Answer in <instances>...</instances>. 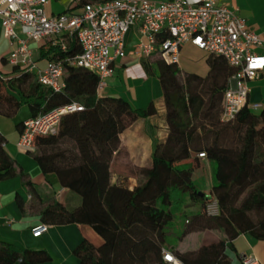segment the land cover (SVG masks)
Segmentation results:
<instances>
[{"label": "trees", "instance_id": "trees-1", "mask_svg": "<svg viewBox=\"0 0 264 264\" xmlns=\"http://www.w3.org/2000/svg\"><path fill=\"white\" fill-rule=\"evenodd\" d=\"M96 1L105 0L90 2ZM63 43L64 49L60 42H52L46 52L49 61L63 63L61 92L36 80L30 95L34 72L18 66H13L15 77L8 81L14 79L20 88L29 82L17 94L32 117L72 102L82 107L79 112L61 117L55 134L37 136L32 152L44 172H54L60 186L81 199L80 206L73 210L57 202L49 203L40 213L41 224L87 225L102 239L99 247L81 241L73 251L80 264H164L161 252L165 249L164 230L172 221L168 210L172 191L187 194L193 204L200 205V212L187 220L179 241L206 231L220 235L217 242L196 249L184 245L168 249L181 264H233L238 258L233 241L238 236L245 234L264 241V127L254 128V115L247 105L233 120L221 121L222 98L234 73L221 57L207 54L206 77L181 76L178 66L168 65L160 58L155 61L169 134L164 143L154 142L151 164L138 171L141 181L129 188L110 182V163L119 149L120 134L137 118L155 115L154 104L135 110L120 97L100 96L96 74L68 62L81 52L77 42L65 38ZM143 65L146 73H151L152 67ZM202 98H206L204 110L200 108ZM9 100H5L9 103L7 115L21 104L14 99L11 104ZM197 128L202 134L197 133ZM194 153L204 154L216 165L215 182L208 194L193 183L192 169L177 167ZM2 168L10 173L7 164ZM212 201L218 207L215 216L206 213V206ZM50 261L44 250L18 254L7 246L0 247V264Z\"/></svg>", "mask_w": 264, "mask_h": 264}, {"label": "crops", "instance_id": "crops-1", "mask_svg": "<svg viewBox=\"0 0 264 264\" xmlns=\"http://www.w3.org/2000/svg\"><path fill=\"white\" fill-rule=\"evenodd\" d=\"M90 1L48 0L45 12L49 17L66 13L79 15L82 14L85 4L92 3ZM221 3L235 10L237 16L245 20L250 30L264 35V0H221ZM17 32L19 37L25 39L20 30ZM55 41L54 38H45L39 42L29 41L30 60L35 66L34 74L30 78V95L33 93L32 85L36 82V71L46 67L49 61L46 56L48 46ZM140 42H145V39L139 35L136 27L130 28L124 37L125 56L115 59V73L106 80L104 88L99 92L103 97H120L135 110H145L151 103L156 110V114L151 117L137 118L119 136V149L114 154L109 167L110 182L118 185L127 184L129 188H133L141 181L138 171L151 164L154 142L164 143L169 134L163 89L154 68V63L159 57L154 54L149 59L137 58L134 51ZM11 51L12 48L4 37L0 21V77L2 78L0 81V247L7 246L18 254L27 250H44L51 257V261L46 264H80L73 251L81 241H89L94 246L102 242L93 234L89 226L81 224L48 226L47 231L38 237H34L31 232L41 224L40 213L49 203L57 202L66 209L73 210L80 206L81 199L74 192L62 188L54 172L42 170L33 157L34 149L26 150L17 146L22 123L32 118V115L28 106L24 101H20L17 94L19 91H24L23 88L29 82L22 84L20 88L14 79L11 83L8 81L15 77L12 73L13 66L8 62ZM185 53L199 54L202 57L206 65L203 74L181 71V60ZM207 57L206 53L190 44L182 46L178 64L181 76L192 74L206 77L209 72ZM144 63L152 67L151 73H146ZM228 82L229 79L227 86ZM25 91L28 93L29 88ZM6 99H10L11 104L14 103L13 99L21 103L9 115H7L9 103L5 101ZM202 99L203 105L200 108L204 110L206 98ZM247 105L254 115L252 120L254 128L264 127V72L250 83ZM202 125L209 128L206 122ZM197 133L202 134L200 128H197ZM197 155L198 153H194L183 162L192 164L193 168L203 172L202 175L206 170L212 172L211 161L207 157L198 158ZM4 164L8 165L10 173H6L2 168ZM193 168L188 169L193 170ZM195 176L196 173L195 175L192 173L193 180ZM200 178L204 190L197 189L204 194L210 193L212 180L208 185L204 176ZM28 183L31 184V189ZM129 184H132V187ZM219 239L218 233L206 231L188 235L174 248L184 245L196 249L199 246L215 243ZM233 246L238 254L236 259L231 255L234 258L233 264H241L240 259L245 255H253L259 264H264V241L242 234L233 241Z\"/></svg>", "mask_w": 264, "mask_h": 264}, {"label": "built area", "instance_id": "built-area-1", "mask_svg": "<svg viewBox=\"0 0 264 264\" xmlns=\"http://www.w3.org/2000/svg\"><path fill=\"white\" fill-rule=\"evenodd\" d=\"M47 1L0 0L1 27L12 48L10 65L28 71L35 69L30 60V40L54 38L64 49V39L73 38L81 52L68 62L96 74L99 93L115 73V59L125 56L126 33L136 27L145 39L134 51L139 59L156 54L166 64L178 66L182 46L190 44L206 54L221 57L234 70L222 98V122L233 120L247 105L250 83L264 72V35L250 30L245 20L221 0H105L85 4L82 14L55 17L47 16ZM17 30L25 39L19 37ZM63 74V63L50 60L43 70L36 71V80L58 93L63 89ZM81 110L78 103L72 102L25 120L17 146L33 150L37 136L55 134L61 117ZM197 157L206 158L204 154ZM206 213L218 214L216 201L207 204ZM47 229L41 224L31 232L38 237ZM161 260L164 264H181L170 250H162ZM241 264L259 262L255 256L245 255Z\"/></svg>", "mask_w": 264, "mask_h": 264}, {"label": "rangeland", "instance_id": "rangeland-1", "mask_svg": "<svg viewBox=\"0 0 264 264\" xmlns=\"http://www.w3.org/2000/svg\"><path fill=\"white\" fill-rule=\"evenodd\" d=\"M181 62H182L181 71L187 72V73L190 72V73L203 74L204 69L206 68L205 62L199 54L185 53ZM62 79L63 77L61 78V80ZM211 164H212L211 165L212 172H209L206 170L204 175H202L203 172H199L198 170L193 168L192 164L190 163L187 164L186 162H181L177 167L179 169H183V168L188 169L192 167L193 174L195 175L196 173L193 183L198 189L204 190L203 183L199 181V180H202V178L200 177L204 176V179L207 181L208 185H210L211 180L213 183L215 182L216 165L212 161H211ZM129 185L130 187H132V184H129ZM170 195H171L170 197L171 205L168 207V210H170L171 212L172 221L166 226L164 230V233L166 235L165 244H164L165 250L174 248L177 245H179V240L182 237L186 229V221L191 220L197 213L200 212V205L193 204L187 194L181 193L179 191H172ZM90 230L93 232V234L97 238L102 240L101 237L98 236L91 228ZM102 243L103 242H101L100 245H102ZM100 245L95 246V247H99ZM138 251L140 253L143 250L141 248V250H138Z\"/></svg>", "mask_w": 264, "mask_h": 264}]
</instances>
